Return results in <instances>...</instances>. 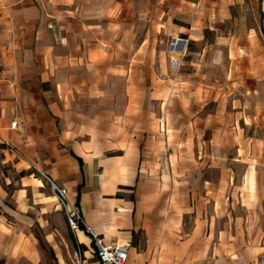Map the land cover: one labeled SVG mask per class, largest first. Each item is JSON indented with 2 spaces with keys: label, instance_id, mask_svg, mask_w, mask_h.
I'll return each mask as SVG.
<instances>
[{
  "label": "crops",
  "instance_id": "1",
  "mask_svg": "<svg viewBox=\"0 0 264 264\" xmlns=\"http://www.w3.org/2000/svg\"><path fill=\"white\" fill-rule=\"evenodd\" d=\"M0 136V264H99L41 172L127 264H264V0H0Z\"/></svg>",
  "mask_w": 264,
  "mask_h": 264
},
{
  "label": "built area",
  "instance_id": "2",
  "mask_svg": "<svg viewBox=\"0 0 264 264\" xmlns=\"http://www.w3.org/2000/svg\"><path fill=\"white\" fill-rule=\"evenodd\" d=\"M178 41H173L172 46L176 47ZM173 66L177 65L176 61H172ZM11 128H16V122L11 123ZM0 138L8 144L1 136ZM41 175L45 177L51 185L53 194L58 198L60 204L63 206L67 223L73 233L80 230V224L83 223V217L79 210L70 204L67 198V190L63 187L56 185L44 172ZM85 225V224H84ZM87 232L92 236L96 245V256L99 264H127L128 258V245L112 242H105L99 235L95 234L89 227L86 226Z\"/></svg>",
  "mask_w": 264,
  "mask_h": 264
},
{
  "label": "trees",
  "instance_id": "3",
  "mask_svg": "<svg viewBox=\"0 0 264 264\" xmlns=\"http://www.w3.org/2000/svg\"><path fill=\"white\" fill-rule=\"evenodd\" d=\"M80 230H85L87 232L86 226L83 223L80 224Z\"/></svg>",
  "mask_w": 264,
  "mask_h": 264
},
{
  "label": "rangeland",
  "instance_id": "4",
  "mask_svg": "<svg viewBox=\"0 0 264 264\" xmlns=\"http://www.w3.org/2000/svg\"><path fill=\"white\" fill-rule=\"evenodd\" d=\"M78 260L80 261V257L78 258Z\"/></svg>",
  "mask_w": 264,
  "mask_h": 264
}]
</instances>
